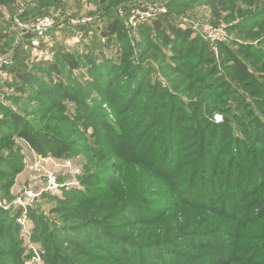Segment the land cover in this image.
Here are the masks:
<instances>
[{
    "label": "rangeland",
    "instance_id": "rangeland-1",
    "mask_svg": "<svg viewBox=\"0 0 264 264\" xmlns=\"http://www.w3.org/2000/svg\"><path fill=\"white\" fill-rule=\"evenodd\" d=\"M46 21L51 27L37 32ZM113 24L121 36L108 34ZM173 26L193 40H174ZM95 59L108 71L105 88L91 76ZM232 95H244L264 121V0H0V264H264L263 183L237 201L233 218L216 200L215 211L194 207L195 198L178 203L182 175L171 180L157 168L164 134L176 133L165 126L170 118L197 136L180 164L210 145L238 162L212 129L233 120ZM81 106L89 128L77 119ZM245 112L235 127L255 153L244 164L264 177L256 160L264 134ZM147 117L152 123L142 125ZM245 212L251 219L240 218Z\"/></svg>",
    "mask_w": 264,
    "mask_h": 264
},
{
    "label": "trees",
    "instance_id": "trees-1",
    "mask_svg": "<svg viewBox=\"0 0 264 264\" xmlns=\"http://www.w3.org/2000/svg\"><path fill=\"white\" fill-rule=\"evenodd\" d=\"M152 25L155 26L159 32L161 33L163 32L161 20L154 21ZM170 32H172L174 40H182L183 42L193 40L191 39L192 35L188 31L182 30L175 26L170 28ZM108 34L111 37L119 36V35L121 36V33L118 31V27L116 24L109 25ZM166 40H169L168 36ZM225 49L227 50L229 54L228 62H234L235 68L241 71L242 74L248 76V78H250L253 82L257 83V80L254 78V76L249 71V67L242 61V59H240L239 57H236L228 48H225ZM63 59L66 60V63L69 64L72 68L74 69L79 68V64L75 61L74 55L66 54L63 56ZM95 63H96L97 68L94 72L95 74L93 73L91 74V76L93 78H96L97 80H100L102 82V85L100 87L105 88L106 87L105 84L109 82L108 71H106L104 67L101 66L103 63L98 62L96 59H95ZM52 68H53V73H59V69L57 67L55 68L52 67ZM9 72L14 74L16 78L20 79L26 84L32 83V79L30 77L31 75L30 76L27 74L24 75L18 72L17 70H15L14 68L12 70L10 69ZM129 81H131V83L136 82L130 79ZM127 84L129 83L127 82L125 85ZM136 84L137 82L135 83V85ZM127 93H128V89H127ZM131 94H134V90L132 91ZM175 102L177 104L176 105L177 108L182 109L181 107L182 106L184 107L183 102L178 101V100H175ZM229 102H230L229 104L231 105H229V107L227 106L228 107L227 112L232 114L231 118L233 120L224 121L222 119L221 122L212 121V129L214 131L216 130L217 140L222 142L223 145H225L227 152L235 150L236 153H239L240 160L238 162L237 161L233 162L232 159H229L228 161L222 160L221 158H219V156H221V154L219 153V151H221V148H218L217 150L218 152L216 153L215 148L211 147L210 145L208 150L206 148L200 147V151L190 153L189 159L192 160L188 162L190 164H186L185 162H183V164L182 163L180 164V158L182 161H184L185 158H183V156H186L185 153L182 154V152L185 150L184 146H186V143L189 140L196 138L197 136L195 134V136L192 138V134H194L193 129H195V127H191L192 125H189L187 121H185V123L179 121V125L176 126L177 124L171 121V118L167 120V123L165 124V126L169 128V130L171 131L174 130V132H176L175 136L172 133H168L169 131L164 134L163 136L164 140L168 141V143H166L167 147L163 148V150H161V153H159L156 156L157 158L156 161L158 162L157 168L160 171L159 173L163 175L164 177H167L168 179L173 180L177 176L179 177L180 175H182L180 180L182 179L183 182L179 184L177 191H176L177 195L174 199L178 201V203H180L183 200H188L187 198H191V199L193 198V200L195 198V201L191 203L194 207L202 208L204 206H208V207H211V209L215 211L213 203H214V200H216V202L219 203V207L216 209L217 211H219L220 213H224L226 215H230L233 218H236L238 217L236 214L237 201L242 202L246 200V198L253 196L256 192H258V187L255 182L263 183L264 185V177L262 176V174H260L261 172L259 173L258 171L259 169L257 167H254L252 164L250 166L253 168L249 166V168H251L250 170L249 168H247V165L244 164V162L246 161L248 163V160L246 159H248L252 154L255 153V148L249 147L246 144V142H244L245 140L241 138V136L239 135L237 131V128L235 127L237 124H241V122H238V121L242 119L241 116H238V111L241 108H244V110L246 111L245 115H246L247 120L250 117L251 118L255 117V121L258 124V126L262 128L263 134H264V121L259 115H254L253 113L254 109L251 108V104L248 103L247 98L244 95H238V96L232 95V98L229 100ZM86 107L89 109L88 106ZM147 110L148 108L145 111ZM184 110H187V109L184 107ZM77 111L82 113V115L80 114L79 116H77V119L82 120L83 126L86 128H89L88 121L84 117L85 110L83 109V107L82 106L80 108L78 107ZM184 113L186 114L185 118L190 119L191 114L189 112H184ZM93 114L96 115L98 113H93ZM149 120H150V117L145 118L141 122L143 123L142 125H145L147 123L148 124L152 123ZM13 121H16L19 123V121L21 120L20 118L13 117ZM197 131L200 132L199 129ZM132 132H135V130H133ZM176 134L179 136L177 137ZM135 136L137 135L134 134L130 136L129 138L130 143L134 141ZM201 136H202L201 139H204V135H202V133H201ZM175 137L177 138L176 140H175ZM154 139L155 138L153 137L152 141ZM233 143L235 145L234 147H231ZM171 144H174V145H171ZM175 144H178L177 145L178 147H176ZM121 147H122L121 149L123 151V154H126V152L129 150V147H124L123 145H121ZM180 152H181V155H180ZM144 153H146L145 150L140 151L141 155L142 154L144 155ZM208 154H210V156H207ZM146 155H145L146 157L144 158L145 160L144 162H146L147 158H150L148 152ZM193 155H195V159H193L192 157ZM133 157L134 155L132 156L129 155L128 158L132 159ZM214 158L218 159L219 162L221 160L222 165L212 162L211 160H213ZM151 159L153 158L151 157ZM199 159L202 160V163L199 162ZM256 160H259L261 164L264 166V159L261 158V156L257 157ZM240 162H243L244 165ZM208 169L212 171V175H215L216 177H218L217 178L219 180L218 184H217V181L216 182L213 181L212 179L213 177L211 174L210 176L207 174ZM235 169H236V172H235ZM216 192H221L219 195L222 198H220L219 196V198L216 199L215 197ZM239 204L241 203L239 202ZM245 213L247 215H243V217H240L241 219L243 218L242 220L244 221L247 220V218L248 219L250 218V215H248V212H245ZM211 241H213V239ZM213 242H215L217 246H220L226 251L229 249L227 245H223L221 242H218V241H213Z\"/></svg>",
    "mask_w": 264,
    "mask_h": 264
},
{
    "label": "built area",
    "instance_id": "built-area-1",
    "mask_svg": "<svg viewBox=\"0 0 264 264\" xmlns=\"http://www.w3.org/2000/svg\"><path fill=\"white\" fill-rule=\"evenodd\" d=\"M51 26H50V22L49 21H46L44 23H42L41 25H39L37 28H36V31L40 32V33H43L45 30L49 29Z\"/></svg>",
    "mask_w": 264,
    "mask_h": 264
}]
</instances>
